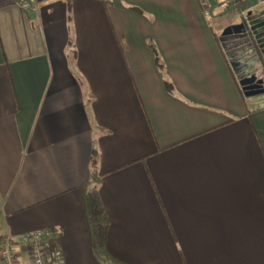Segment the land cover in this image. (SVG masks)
<instances>
[{"label":"crops","instance_id":"0c3cea01","mask_svg":"<svg viewBox=\"0 0 264 264\" xmlns=\"http://www.w3.org/2000/svg\"><path fill=\"white\" fill-rule=\"evenodd\" d=\"M106 1L0 0L1 234L49 229L64 264H264V103L208 0Z\"/></svg>","mask_w":264,"mask_h":264},{"label":"built area","instance_id":"2783aa9c","mask_svg":"<svg viewBox=\"0 0 264 264\" xmlns=\"http://www.w3.org/2000/svg\"><path fill=\"white\" fill-rule=\"evenodd\" d=\"M27 13L37 14L36 0H15ZM2 207L0 200V264H64L60 247L49 243V229H38L18 236L2 235Z\"/></svg>","mask_w":264,"mask_h":264},{"label":"flooded vegetation","instance_id":"af4514ba","mask_svg":"<svg viewBox=\"0 0 264 264\" xmlns=\"http://www.w3.org/2000/svg\"><path fill=\"white\" fill-rule=\"evenodd\" d=\"M249 17L251 21L259 20V22L247 30V35L245 37H231L226 42L220 40V33L225 26L232 23L244 22ZM262 23H264V16L254 14L252 10H249L246 14L240 13L236 15L235 19L222 26L218 36L222 48L228 54L230 60L235 64L233 67L234 70L236 69L234 72L237 77V83L242 79L249 80L251 88H249L246 93L253 95L250 98H262L264 96L256 94L264 90V65L257 66L254 64L253 59H248L250 55L256 53V48H258L259 52L264 56V24ZM241 92L244 95L242 90Z\"/></svg>","mask_w":264,"mask_h":264},{"label":"rangeland","instance_id":"374dc122","mask_svg":"<svg viewBox=\"0 0 264 264\" xmlns=\"http://www.w3.org/2000/svg\"><path fill=\"white\" fill-rule=\"evenodd\" d=\"M244 3L247 4L246 0H208L206 3L207 10H208V16L207 19L209 23L214 27L217 28L216 30L218 33H216L217 40L219 36V32L221 29H219V25H223V23H220L221 19L226 17L232 21L231 15L232 14H246L247 11L250 10L249 4L243 5ZM252 8V7H251ZM239 9V10H237ZM237 11V12H236ZM254 14L263 16L264 14V5L254 10ZM211 19V20H210ZM228 21V22H230ZM220 44V42H219ZM232 66H234V62L231 61ZM236 70V69H235ZM237 80V78H236ZM257 103H264L263 97L257 98Z\"/></svg>","mask_w":264,"mask_h":264},{"label":"water","instance_id":"95a60500","mask_svg":"<svg viewBox=\"0 0 264 264\" xmlns=\"http://www.w3.org/2000/svg\"><path fill=\"white\" fill-rule=\"evenodd\" d=\"M254 12V11H253ZM259 20H253L251 21V18H247L246 21L241 23H232L227 26H225L221 33H220V40L222 42H226L231 37H245L247 35V30L252 27L254 24L258 23ZM264 24V23H262ZM252 29V28H251ZM255 33V32H254ZM256 34V33H255ZM253 78V77H252ZM239 87L244 92L245 97H252L253 95L246 93L247 90H249L250 84L248 79H242L238 82ZM264 95V90L260 91L259 93H256Z\"/></svg>","mask_w":264,"mask_h":264},{"label":"trees","instance_id":"16d2710c","mask_svg":"<svg viewBox=\"0 0 264 264\" xmlns=\"http://www.w3.org/2000/svg\"><path fill=\"white\" fill-rule=\"evenodd\" d=\"M102 1L103 3H107L106 0H100ZM67 8L69 9L70 8V3L68 2L67 0ZM217 40V39H216ZM155 51V49H153ZM256 53L250 55L248 57V59H253V62L254 64H256L257 66L259 65H264V56L259 52V49L256 48ZM155 61L157 63V65L160 67V62H159V57L156 55L155 57ZM167 88L170 89L171 88V85L169 83H167ZM264 105V104H263ZM263 105L261 106H258L257 108H260L262 107ZM86 200H87V206H88V215H89V220L91 222V224L93 226H95V222H96V218H97V211H98V200L97 198L92 195V194H87L86 195ZM96 230V228H95ZM100 233V232H99ZM100 234H99V239H100Z\"/></svg>","mask_w":264,"mask_h":264}]
</instances>
